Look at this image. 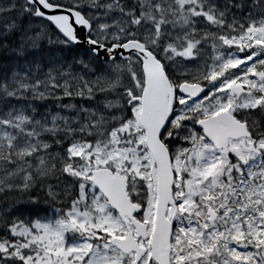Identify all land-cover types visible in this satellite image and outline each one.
Here are the masks:
<instances>
[{
	"label": "snow or ice",
	"instance_id": "6c2138e0",
	"mask_svg": "<svg viewBox=\"0 0 264 264\" xmlns=\"http://www.w3.org/2000/svg\"><path fill=\"white\" fill-rule=\"evenodd\" d=\"M0 264H264V0H0Z\"/></svg>",
	"mask_w": 264,
	"mask_h": 264
}]
</instances>
